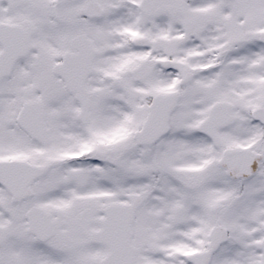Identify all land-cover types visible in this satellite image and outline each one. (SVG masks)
Returning a JSON list of instances; mask_svg holds the SVG:
<instances>
[{
  "label": "snow or ice",
  "instance_id": "1",
  "mask_svg": "<svg viewBox=\"0 0 264 264\" xmlns=\"http://www.w3.org/2000/svg\"><path fill=\"white\" fill-rule=\"evenodd\" d=\"M0 264H264V0H0Z\"/></svg>",
  "mask_w": 264,
  "mask_h": 264
}]
</instances>
